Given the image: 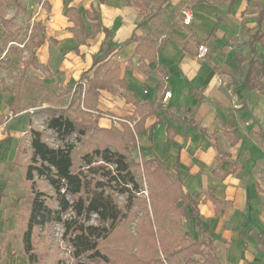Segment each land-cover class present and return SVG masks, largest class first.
<instances>
[{"label":"crops","instance_id":"obj_1","mask_svg":"<svg viewBox=\"0 0 264 264\" xmlns=\"http://www.w3.org/2000/svg\"><path fill=\"white\" fill-rule=\"evenodd\" d=\"M142 1L148 11L141 7ZM153 1L32 0L27 5L29 17L33 27L42 29L39 38L44 40L37 49L39 62L49 65L53 74L63 72L66 84L77 85L93 77L94 71L89 72L93 62L104 57L105 53L95 55L106 41V30L111 34L107 46L113 48L151 33L154 41H163L155 60H145L144 65L137 51L140 42L129 43L111 57L120 65L128 87L102 92L98 110L109 119H103V127L132 117L137 103L156 102L172 92L162 106L161 122L157 116L146 120L140 153L147 159L157 157L180 178L184 190L198 198L203 227L226 264H264V92L246 91L239 75L218 72L225 65L235 69L236 54L249 53L245 46L249 37L243 30L256 27V23L244 25L249 4L247 0L234 4L216 0L213 5L169 0L163 10L166 25L159 26L149 17L156 10ZM70 8L83 15L87 35L97 23L87 13L100 14V32L84 45L71 31L74 24L66 16ZM185 10L191 13L189 25L184 22ZM200 44L210 49L204 59L197 57ZM258 52L264 60V49L259 47ZM15 117L9 138L0 143V161H11V171L19 141L30 129L20 128L25 117ZM8 185L6 181L4 188ZM4 190L0 189V197ZM212 198L221 203L219 212Z\"/></svg>","mask_w":264,"mask_h":264},{"label":"trees","instance_id":"obj_2","mask_svg":"<svg viewBox=\"0 0 264 264\" xmlns=\"http://www.w3.org/2000/svg\"><path fill=\"white\" fill-rule=\"evenodd\" d=\"M13 1L20 7L18 0ZM168 1H153L156 10L151 11L149 17L159 26L166 25L163 10ZM190 1L193 4L217 3L216 0ZM253 1L257 9L256 27L243 30L249 37L245 45L249 53L246 56L236 54L233 58L237 65L235 69L225 65L218 72L239 75L246 91L264 92V60L258 52L259 47L264 49V0H247L249 6ZM235 2L231 0L232 4ZM5 4L0 0V24L5 23ZM141 7L149 10L145 1ZM66 16L74 24L71 31L79 45H84L89 37L101 30L99 13H87L88 19L97 22L89 35L79 11L70 8ZM105 32L106 41L95 56L105 55L93 62L89 70L94 71L93 77L85 83L79 82L72 89L73 97L67 108L44 109L52 115L48 129L57 135L61 145L52 146L41 131L30 126V160L22 167L24 181L29 187L26 196L29 210L22 213L18 232L2 240V249L9 242L19 241L21 252L29 264H44L39 248L48 238V232L61 227V239L70 248L75 264H109L112 257L117 258L118 264H225L220 260L215 242L203 227L198 198L187 193L180 178L157 157L147 159L143 156L142 172L139 173L148 187L151 215L138 222L137 240L143 246L138 254L132 253L134 239L129 228L133 222V210L139 208L143 185L129 165L127 156L129 148L137 146L146 120L157 116L158 123L161 122L163 98L156 102L137 103L134 115L123 121L122 131L117 127H101L100 120L105 116L97 106L102 92L128 87L126 80L121 78L120 65L111 58L119 49L131 42H140L137 51L144 65L145 60H155L165 43L154 41L155 35L151 33L141 38L133 37L113 48L107 46L111 34L107 30ZM43 44L42 38L34 43L28 42L27 46L31 51ZM14 102L15 99L11 105ZM130 123L134 124L133 128L128 125ZM172 134L170 130V140ZM75 135H79L80 147L69 143ZM26 150L20 140L14 167L21 164ZM117 198H124L125 207L119 205ZM211 200L219 212L221 203L214 198ZM142 203L146 205V199ZM189 210L197 222V239L183 229V220ZM93 219L95 224L90 223ZM112 243L117 247L116 253L109 249ZM196 256H201L203 261H196ZM56 264L68 263L58 259Z\"/></svg>","mask_w":264,"mask_h":264},{"label":"rangeland","instance_id":"obj_3","mask_svg":"<svg viewBox=\"0 0 264 264\" xmlns=\"http://www.w3.org/2000/svg\"><path fill=\"white\" fill-rule=\"evenodd\" d=\"M3 2L6 3V12L5 23L0 24V131H2L0 143H4L9 138L7 135L11 132L10 126L16 122L15 116L19 115L20 118H26L25 122L20 124V128L33 126L43 133L49 144L55 147L60 146L61 142L57 135L48 129L52 115L44 112V109L49 107L67 108L71 104L74 93L72 89L76 84L75 82L66 84L63 72L59 70L53 74L49 65L40 64L37 49L29 51L27 43L40 40L39 37L42 35V29L33 27L32 17L31 19L29 17L27 5L32 4V0H18L20 7L16 6L13 0H3ZM256 17V3L253 1L243 18L244 25H255ZM53 69L56 71L54 67ZM14 99L15 102L11 105ZM103 119L109 120L106 116ZM103 119L100 120L101 127L105 123ZM127 119H115L114 122L117 124L112 127H117L122 131V123ZM128 125L131 128L134 127L133 123ZM29 140V134L21 140L27 153L22 156L21 164L14 167L13 171L16 173L11 171L13 169L11 161H0V189H5L2 198L0 197V264H29L21 252L19 241L9 242L3 249L1 247L3 239L18 232L21 215L29 210L26 200L29 187L24 181V170L22 169L30 160ZM78 140L79 135H75L69 140V143L80 147ZM143 156L140 153L139 142L136 147L129 148L128 163L143 185V192L137 205L139 208L133 210V222L129 228V234L134 239L132 250L134 254H138L143 246L141 241L137 240V224L145 219L146 215H151L148 187L143 181V175L139 173L142 172ZM6 181L9 185L4 188ZM143 199H146V205L142 203ZM117 202L122 208L125 207L124 198H117ZM90 223L95 224V219ZM193 223V216L189 210L186 219L183 220V229L196 239ZM61 234V227L52 229L48 232V238L46 237V240L41 244L39 252L44 256V264H56L58 259L68 264H75L71 257V250L62 241ZM116 248L113 243L109 245V249L114 253H116ZM218 252L220 260L225 262L220 251ZM161 257L163 260L165 259L164 256ZM194 259L200 263L203 261L201 256H196ZM109 264H118L117 258L112 257Z\"/></svg>","mask_w":264,"mask_h":264},{"label":"built area","instance_id":"obj_4","mask_svg":"<svg viewBox=\"0 0 264 264\" xmlns=\"http://www.w3.org/2000/svg\"><path fill=\"white\" fill-rule=\"evenodd\" d=\"M183 14H184V17H185V19H184L185 24L189 25L191 23V13H190V11L189 10H185L183 12ZM209 54H210V49H209V47L206 44H200L198 46V55H197V57L199 59H204ZM171 98H172V92L167 91L165 93V96H164L163 100H162V106H166L168 104V101ZM1 137H2V131H0V138Z\"/></svg>","mask_w":264,"mask_h":264}]
</instances>
